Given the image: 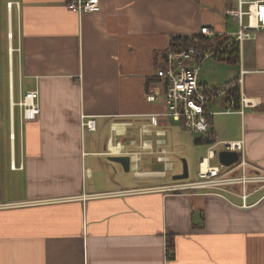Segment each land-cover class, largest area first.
<instances>
[{
  "label": "crops",
  "instance_id": "1",
  "mask_svg": "<svg viewBox=\"0 0 264 264\" xmlns=\"http://www.w3.org/2000/svg\"><path fill=\"white\" fill-rule=\"evenodd\" d=\"M66 1L0 0V264H264V186L221 196L165 182L196 178L203 159L227 167L218 154L232 141L243 145L231 165L246 162L232 175L264 173V28L238 44L237 62L197 49L209 54L193 61L197 80L215 97V108L205 103L207 144L206 131L166 115L169 82L157 72L177 36L208 26L233 40V2L99 0L98 11L74 12ZM227 83L255 105L232 108L229 88L215 90ZM27 90L39 95L32 120L14 104ZM182 130L208 148L190 179L189 170L175 178L183 166L174 173Z\"/></svg>",
  "mask_w": 264,
  "mask_h": 264
},
{
  "label": "built area",
  "instance_id": "2",
  "mask_svg": "<svg viewBox=\"0 0 264 264\" xmlns=\"http://www.w3.org/2000/svg\"><path fill=\"white\" fill-rule=\"evenodd\" d=\"M231 1L233 4L226 8L225 13L232 17L237 24L238 29L233 35V41L239 44L242 40L253 38L256 31L264 28V0ZM99 3V0H67L65 5L74 12H95L100 9ZM200 33L205 36L215 34L208 26H202ZM200 54L195 48L169 52L167 67L159 70L157 75L169 82L167 92L164 95V100L168 106L166 115L181 121L188 130L204 133L208 128L206 120L208 113L205 110V103L209 95L206 88L197 80L198 65H193V61H201L209 54L205 53L203 57ZM38 97L37 90H27L14 103L21 109L22 119L32 120L40 114ZM150 98L153 99V97ZM239 99L241 102L244 101L246 105H255V103L247 101V98ZM231 103V107L234 108V101ZM82 125L87 129H94L95 119H84ZM242 145V141L224 142L223 149L242 151ZM205 160L203 159L199 163L196 178L169 184L168 189L171 191H189L190 194L224 196L225 193L234 194L228 190V187L232 185L242 184L245 188L244 185L247 183H256L259 184L258 189L264 186V173L253 176H247L244 172L240 176L232 175L237 168H244L246 162L243 160L225 168L223 166H207ZM238 196L241 201L238 205L240 208H248L253 205L247 203V193L242 192ZM168 252L169 249H167Z\"/></svg>",
  "mask_w": 264,
  "mask_h": 264
},
{
  "label": "trees",
  "instance_id": "3",
  "mask_svg": "<svg viewBox=\"0 0 264 264\" xmlns=\"http://www.w3.org/2000/svg\"><path fill=\"white\" fill-rule=\"evenodd\" d=\"M230 37L226 35H218L214 34L210 37H206L201 33L194 35H182L173 38L170 43V51L171 52H179L189 47H194L203 52L208 50H213V55L218 57L219 59L228 61V62H237L239 57V45L236 41L229 40ZM230 83V82H229ZM225 85L223 89H228V94L233 98L234 107H238L239 103V90L237 87L231 85ZM223 89L216 88V93L221 92ZM230 97V98H231ZM203 135V134H202ZM215 133L212 128L205 132L204 136H200V140L202 143H212L214 142ZM166 248L169 249L168 255L170 254V246L169 242L166 243ZM170 256V255H169Z\"/></svg>",
  "mask_w": 264,
  "mask_h": 264
},
{
  "label": "rangeland",
  "instance_id": "4",
  "mask_svg": "<svg viewBox=\"0 0 264 264\" xmlns=\"http://www.w3.org/2000/svg\"><path fill=\"white\" fill-rule=\"evenodd\" d=\"M223 87L224 86L222 85V86H219L217 88L223 89ZM217 97H219L220 101L226 99V96L223 94H220ZM214 101H215V97H212L207 101L208 105H210L212 109L215 108V107H212ZM222 108L224 110H227V109L230 110L231 109L229 107V105H224ZM233 128H234V126H233ZM225 130H226V132H229L232 129L227 128ZM196 136L197 135H195V133H194V135H192V134L186 132L185 130L184 131L182 130L179 132V137L175 140L176 144L173 145V147L175 149H180V147H181V154L180 153L174 154L175 164L177 165V168L175 169L174 173H176L177 170L182 171V166H183L182 160L185 159L187 162V165H188V170H189V177L188 178L189 179L192 178V175L197 171V165H198V161H199L200 157L203 155H206L207 150H208V148H206L204 146L193 144L192 141ZM145 160L150 163V166H153V167L159 166L155 163L156 161H155L154 156H146V157H144L143 162H145ZM211 163L217 164V159H213L211 161ZM159 167H161V166H159ZM168 174L170 175V172ZM172 176H169L168 179L165 180V182L169 183V184H173L176 181H178V180L172 179ZM182 180L184 181L186 179H182Z\"/></svg>",
  "mask_w": 264,
  "mask_h": 264
},
{
  "label": "water",
  "instance_id": "5",
  "mask_svg": "<svg viewBox=\"0 0 264 264\" xmlns=\"http://www.w3.org/2000/svg\"><path fill=\"white\" fill-rule=\"evenodd\" d=\"M238 158L239 155L236 151L223 150L220 151L218 154V160L226 166L233 164L238 160ZM122 159H125L126 161L129 160L128 157H122ZM187 176H188V167L186 161H184L182 174L175 176V178L181 179V178H186Z\"/></svg>",
  "mask_w": 264,
  "mask_h": 264
}]
</instances>
